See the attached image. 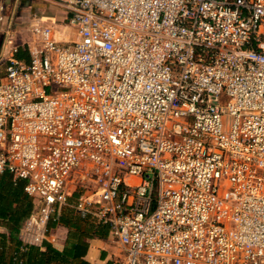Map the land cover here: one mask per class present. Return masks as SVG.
Masks as SVG:
<instances>
[{
    "label": "built area",
    "instance_id": "2783aa9c",
    "mask_svg": "<svg viewBox=\"0 0 264 264\" xmlns=\"http://www.w3.org/2000/svg\"><path fill=\"white\" fill-rule=\"evenodd\" d=\"M0 75V175L24 244L66 208L129 264H264V0H72ZM11 43V42H10ZM1 64V61H0Z\"/></svg>",
    "mask_w": 264,
    "mask_h": 264
},
{
    "label": "crops",
    "instance_id": "0c3cea01",
    "mask_svg": "<svg viewBox=\"0 0 264 264\" xmlns=\"http://www.w3.org/2000/svg\"><path fill=\"white\" fill-rule=\"evenodd\" d=\"M71 6L72 0H0V75L4 73L7 59L12 55L13 49L23 50L25 57L20 61L30 62L31 51L37 48L40 42V38L33 32L36 25L53 28L55 37L60 42L75 40L76 34L70 25ZM13 54L15 56L16 53ZM0 234L8 235V230L1 221ZM18 239L23 242L21 232ZM67 240L68 230L58 226L53 228L48 243L62 251L67 245ZM88 245L82 260L76 264H129L125 248L110 230L107 236L89 239ZM41 250H44V247H41ZM14 252L15 246L8 236H0V255L10 260Z\"/></svg>",
    "mask_w": 264,
    "mask_h": 264
},
{
    "label": "trees",
    "instance_id": "16d2710c",
    "mask_svg": "<svg viewBox=\"0 0 264 264\" xmlns=\"http://www.w3.org/2000/svg\"><path fill=\"white\" fill-rule=\"evenodd\" d=\"M25 53L18 49L15 58L23 60ZM26 180L15 179L9 172L0 175V221L8 230L9 240L15 246L10 260L0 255V264H76L88 250V240L107 236L106 225H95L90 218L80 216L74 209L66 208L49 223L50 228L63 226L68 230L64 250L55 249L50 243L42 246L28 245L18 239L20 229L33 209L32 199L25 193ZM44 247V250H41Z\"/></svg>",
    "mask_w": 264,
    "mask_h": 264
},
{
    "label": "rangeland",
    "instance_id": "374dc122",
    "mask_svg": "<svg viewBox=\"0 0 264 264\" xmlns=\"http://www.w3.org/2000/svg\"><path fill=\"white\" fill-rule=\"evenodd\" d=\"M59 234H60V232H59ZM59 234H58V235H59Z\"/></svg>",
    "mask_w": 264,
    "mask_h": 264
}]
</instances>
